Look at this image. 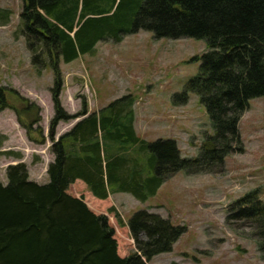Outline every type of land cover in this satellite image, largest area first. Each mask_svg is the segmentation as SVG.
Returning a JSON list of instances; mask_svg holds the SVG:
<instances>
[{
  "label": "trees",
  "instance_id": "obj_1",
  "mask_svg": "<svg viewBox=\"0 0 264 264\" xmlns=\"http://www.w3.org/2000/svg\"><path fill=\"white\" fill-rule=\"evenodd\" d=\"M22 1L33 64L52 69L55 76L50 129L55 161L47 185L30 181L25 164L8 167V185L0 182V264H150L172 252L186 229L148 211L136 213L125 225L110 195L129 193L146 202L174 174H211L222 169L230 154L244 152L239 122L250 102L264 97V0ZM139 31L158 40L208 44L200 73L182 97L198 95L214 129L197 158L181 159L175 141L140 139L129 97L90 115L86 103L76 116L62 107L61 63L69 65L94 51L100 41L119 42L124 34ZM18 117L30 140L44 144ZM81 117L55 142L61 122ZM131 153L138 159L147 154V165ZM236 207L240 211L234 218L259 224L264 252V204L253 192Z\"/></svg>",
  "mask_w": 264,
  "mask_h": 264
},
{
  "label": "rangeland",
  "instance_id": "obj_2",
  "mask_svg": "<svg viewBox=\"0 0 264 264\" xmlns=\"http://www.w3.org/2000/svg\"><path fill=\"white\" fill-rule=\"evenodd\" d=\"M23 7L22 0H0V91L4 95L0 106H9L0 111V182L4 186L8 166L16 163L31 168L40 185L48 184L47 170L54 158L50 129L55 117V76L52 69L33 64L21 21ZM208 51L205 40H158L146 31L124 34L119 42L100 41L94 51L69 65L60 64L62 107L76 116L86 103L92 114L129 97L134 102L138 137L149 143L174 140L181 159L197 158L214 130L199 96L182 97L187 84L199 75L201 58ZM19 113L36 132L32 135L45 144L29 141L27 130L17 121ZM79 120L61 122L55 142ZM239 131L244 152L230 154L222 169L196 175L180 171L146 202L126 193L110 198L126 225L136 213L148 211L186 229L172 252L155 257L151 264H264L259 224L234 218L240 211L238 201L250 192L255 191L264 204V97L250 102ZM2 151L17 153L22 160ZM143 157L137 159L147 165L148 155ZM88 197L96 200L90 191Z\"/></svg>",
  "mask_w": 264,
  "mask_h": 264
},
{
  "label": "crops",
  "instance_id": "obj_3",
  "mask_svg": "<svg viewBox=\"0 0 264 264\" xmlns=\"http://www.w3.org/2000/svg\"><path fill=\"white\" fill-rule=\"evenodd\" d=\"M136 121H137V118H136ZM137 123V122H136ZM136 125V124H135ZM30 176L32 177L33 174H32V171L30 170ZM33 179V178H32Z\"/></svg>",
  "mask_w": 264,
  "mask_h": 264
}]
</instances>
